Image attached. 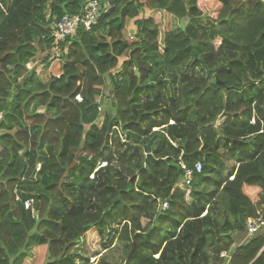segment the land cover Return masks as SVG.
I'll return each mask as SVG.
<instances>
[{
	"label": "trees",
	"instance_id": "16d2710c",
	"mask_svg": "<svg viewBox=\"0 0 264 264\" xmlns=\"http://www.w3.org/2000/svg\"><path fill=\"white\" fill-rule=\"evenodd\" d=\"M86 1L0 0V264H264V0H109L45 80Z\"/></svg>",
	"mask_w": 264,
	"mask_h": 264
},
{
	"label": "built area",
	"instance_id": "2783aa9c",
	"mask_svg": "<svg viewBox=\"0 0 264 264\" xmlns=\"http://www.w3.org/2000/svg\"><path fill=\"white\" fill-rule=\"evenodd\" d=\"M110 8L109 0L107 3H103L101 0H87L86 5L81 14L69 15L65 14L55 24L51 26L52 38L54 41L53 50L50 53V61L54 63H61L63 61L62 46L65 42L72 41L79 30L84 28L85 30H91L98 24L101 16ZM79 102H82L81 96L76 98ZM184 169H186L184 167ZM202 172V165L198 163L194 170H188L185 177L186 184H191L196 173ZM33 205V201L25 203V208L30 209ZM159 209L166 211L169 209V204L163 202L159 205ZM264 228V208H260L258 216L249 218L246 222L247 236L256 235L261 229Z\"/></svg>",
	"mask_w": 264,
	"mask_h": 264
},
{
	"label": "rangeland",
	"instance_id": "374dc122",
	"mask_svg": "<svg viewBox=\"0 0 264 264\" xmlns=\"http://www.w3.org/2000/svg\"><path fill=\"white\" fill-rule=\"evenodd\" d=\"M182 25V21L181 20H178V19H175L173 21V28L174 29H180ZM195 25L201 29H206L209 25V22L208 21H198L197 23H195ZM60 63L56 62L54 63L53 65V69L52 71L48 72V71H45L42 73V76L45 80H49L51 77L53 76H59V72L61 73V69L59 70V65ZM213 77H212V81L213 82ZM110 93V88L107 89V94ZM101 112V118H103L104 114L105 113H112L114 114L115 112V109H114V105L112 103L111 100L105 98L104 101H103V104H102V111ZM231 149V148H229ZM231 150H234V148H232ZM235 151V150H234ZM237 159H239V155H237ZM233 164V161H231V165ZM102 167L104 166V164L101 165ZM40 167L41 166H37V170L39 171L40 170ZM31 174H32V168L30 169L29 171ZM37 172V171H36ZM145 200H148L147 197H145ZM214 209H216L215 211H217V214L221 213V210L219 209V207L217 206H214L213 207ZM199 211V210H198ZM242 236V235H241ZM239 236L240 238L239 239H245L247 237V234H245L244 238ZM115 242H116V236L114 235H109V238L107 240V245L109 246V252L106 254L105 256V262L102 264H123L124 263V259H125V256H126V249H125V246L121 243L116 242V245H115ZM81 248L83 247V245L81 244L80 245ZM85 248V247H84ZM87 255V254H86ZM88 256V255H87ZM93 259L91 260V264H93Z\"/></svg>",
	"mask_w": 264,
	"mask_h": 264
},
{
	"label": "crops",
	"instance_id": "0c3cea01",
	"mask_svg": "<svg viewBox=\"0 0 264 264\" xmlns=\"http://www.w3.org/2000/svg\"><path fill=\"white\" fill-rule=\"evenodd\" d=\"M54 65V64H53ZM53 65H52V67H51V69H50V71H52V69H53ZM60 66H58L59 67V70L61 69V63L59 64ZM59 74H60V72H59ZM117 242V241H116ZM116 242H115V245H116ZM118 244V243H117ZM99 260H100V257H98V258H96V259H93V264H97L98 262H99Z\"/></svg>",
	"mask_w": 264,
	"mask_h": 264
}]
</instances>
